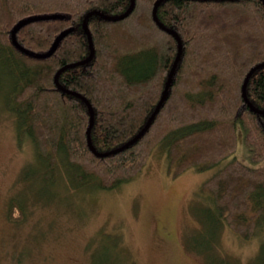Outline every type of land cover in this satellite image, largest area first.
<instances>
[{
    "label": "trees",
    "instance_id": "obj_1",
    "mask_svg": "<svg viewBox=\"0 0 264 264\" xmlns=\"http://www.w3.org/2000/svg\"><path fill=\"white\" fill-rule=\"evenodd\" d=\"M155 1L134 0L131 12L117 20L90 15L92 58L58 76L63 88L79 93L91 105L90 140L98 152L132 139L162 94L177 41L152 19ZM129 4L130 0H0L4 109L13 115L17 132L29 136L37 162L53 167L62 153L77 168L76 178L81 182L96 178L104 189L136 175L152 148L162 142L167 170L174 176L190 167L210 169L232 155L200 191L206 190L216 219L242 239L259 234L255 264H264V113L251 109L241 94L248 70L264 62L263 1H161L156 16L181 41L166 99L132 144L98 156L86 140V103L59 89L53 77L63 65L88 56L82 24L87 12L116 15ZM37 15L55 17L21 26L15 38L22 50L12 41L13 27ZM133 24L142 30L135 33ZM65 29L69 32L50 56L33 55L47 51ZM246 96L264 111V66L248 78ZM239 130L251 165L234 154ZM13 210L20 211L18 203H11L10 213Z\"/></svg>",
    "mask_w": 264,
    "mask_h": 264
},
{
    "label": "rangeland",
    "instance_id": "obj_2",
    "mask_svg": "<svg viewBox=\"0 0 264 264\" xmlns=\"http://www.w3.org/2000/svg\"><path fill=\"white\" fill-rule=\"evenodd\" d=\"M165 145L131 179L104 189L76 178L62 153L53 167L37 162L0 101V264H255L259 234L242 239L200 191L232 155L174 176ZM247 152L239 130L234 154L251 165ZM12 202L20 214L10 216Z\"/></svg>",
    "mask_w": 264,
    "mask_h": 264
},
{
    "label": "water",
    "instance_id": "obj_3",
    "mask_svg": "<svg viewBox=\"0 0 264 264\" xmlns=\"http://www.w3.org/2000/svg\"><path fill=\"white\" fill-rule=\"evenodd\" d=\"M163 1V0H156L153 7H152V11H151V14H152V19L154 20V22L157 24V26L163 30H165L166 32L168 33H171L174 38L176 39L177 41V53H176V56H175V59L169 69V72H168V75H167V78H166V82H165V85H164V88H163V91H162V94L158 100V102L156 103V106L153 110V112L151 113V115L148 117L145 125L139 130V132L132 138L130 139L129 141H127L126 143H124L123 145L117 147L116 149H113L111 151H108V152H98L94 149L92 143H91V140H90V129H91V126H92V123H93V110H92V107L91 105L89 104V102L87 101V99L85 97H83L82 95H80L79 93L77 92H73V91H70V90H67L65 88H63L61 86V84L58 82V76L60 74V72L68 67H72V66H76V65H79V64H83V63H86L88 62L92 56H93V46H92V42H91V36H90V33H89V29H88V26H87V21H88V17L90 15H99V16H102L103 18L105 19H108V20H117V19H121V18H124L125 16H127L131 10L133 9V6H134V0H130V4L128 6V8L123 12V13H120V14H116V15H106V14H102L100 11L98 10H91L89 12H87L83 18V21H82V24H83V28H84V31L87 35V40H88V45H89V54L86 58L82 59V60H79V61H76V62H73V63H68L66 65H63L62 67H60L56 73L54 74V83L56 84V86L61 89L62 91H66L68 93H71V94H74L78 97H80L87 105L88 107V111H89V124H88V127L86 129V140H87V144H88V147L90 148V150L95 153L96 155L98 156H104V155H107L108 153L110 152H117L121 149H124L125 147H127L128 145L132 144L138 137H140V135L147 129V127L149 126V124L151 123L153 117L155 116V114L158 112L160 106L162 105V103L164 102V100L166 99V96H167V93H168V88H169V85H170V81H171V77H172V74H173V71H174V68L177 64V61L179 59V56H180V53H181V41H180V38L178 36V34L172 30V29H169L167 27H165L164 25L161 24V22L158 20L157 16H156V9L159 5V3ZM263 3H264V0H262ZM55 15H37V16H32V17H28V18H25L21 21H19L14 27H13V33H12V41L13 43L20 49L23 50V47L20 46L18 44V42L16 41V38H15V33L16 31L21 27L23 26L24 24L28 23V22H31V21H35V20H39V19H48V18H54ZM69 32V29H65L63 31H61L58 35V37L52 42L50 48L45 51V52H42V53H32V52H29L27 50H25L27 53L29 54H33L35 57H48L50 56L54 50L56 49L57 47V44L59 42V40L64 37L67 33ZM261 66H264V62L263 63H258L256 65H254L253 67H251L248 72L246 73L244 79H243V82H242V87H241V94H242V97H243V100L245 101V103L251 108L253 109L255 112L257 113H264V111L260 110V109H257L255 108L251 102L247 99V96H246V85H247V81H248V78L250 77V75L257 69V68H260Z\"/></svg>",
    "mask_w": 264,
    "mask_h": 264
}]
</instances>
